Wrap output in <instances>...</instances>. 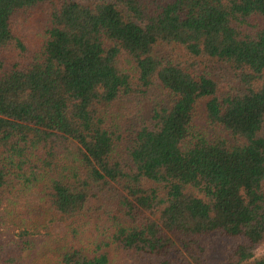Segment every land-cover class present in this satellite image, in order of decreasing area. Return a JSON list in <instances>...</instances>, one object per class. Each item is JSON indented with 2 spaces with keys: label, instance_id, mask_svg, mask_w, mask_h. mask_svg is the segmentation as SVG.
I'll return each mask as SVG.
<instances>
[{
  "label": "trees",
  "instance_id": "obj_1",
  "mask_svg": "<svg viewBox=\"0 0 264 264\" xmlns=\"http://www.w3.org/2000/svg\"><path fill=\"white\" fill-rule=\"evenodd\" d=\"M263 243L264 0H0V264Z\"/></svg>",
  "mask_w": 264,
  "mask_h": 264
},
{
  "label": "rangeland",
  "instance_id": "obj_2",
  "mask_svg": "<svg viewBox=\"0 0 264 264\" xmlns=\"http://www.w3.org/2000/svg\"><path fill=\"white\" fill-rule=\"evenodd\" d=\"M218 80H221V81H225V80H230L232 85L237 87V88H241V84L240 82L237 80V78H234L233 74H230L228 71H223V72H220L218 73ZM148 104V103H147ZM195 122L197 125L201 124L202 123V113L201 112H198L197 113V116L195 117ZM220 238H211L209 240V246L208 248L209 251L207 252V259L208 260H217L220 258V250H221V247L224 245H228L230 244V241L229 240H223L222 238L220 240H218ZM264 252V243L257 246L255 249H254V253L256 255H260Z\"/></svg>",
  "mask_w": 264,
  "mask_h": 264
}]
</instances>
